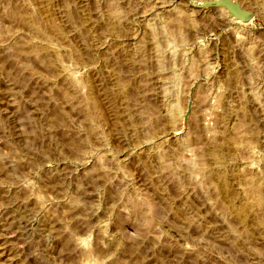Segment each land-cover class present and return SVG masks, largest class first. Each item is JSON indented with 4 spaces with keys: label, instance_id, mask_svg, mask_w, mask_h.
I'll use <instances>...</instances> for the list:
<instances>
[{
    "label": "rangeland",
    "instance_id": "1",
    "mask_svg": "<svg viewBox=\"0 0 264 264\" xmlns=\"http://www.w3.org/2000/svg\"><path fill=\"white\" fill-rule=\"evenodd\" d=\"M230 1L0 0V264H264V0Z\"/></svg>",
    "mask_w": 264,
    "mask_h": 264
},
{
    "label": "water",
    "instance_id": "2",
    "mask_svg": "<svg viewBox=\"0 0 264 264\" xmlns=\"http://www.w3.org/2000/svg\"><path fill=\"white\" fill-rule=\"evenodd\" d=\"M207 2L205 3L206 6L225 7L230 16H234L242 22H248L252 18V14L250 12L242 9L238 4H235L230 0H215V2Z\"/></svg>",
    "mask_w": 264,
    "mask_h": 264
},
{
    "label": "bare ground",
    "instance_id": "3",
    "mask_svg": "<svg viewBox=\"0 0 264 264\" xmlns=\"http://www.w3.org/2000/svg\"><path fill=\"white\" fill-rule=\"evenodd\" d=\"M233 3H235V2H233ZM236 4V3H235ZM223 7V6H222ZM225 8V7H224ZM233 17V19L234 18H236V17H234V16H232ZM237 20H240V19H238V18H236ZM236 21V20H235ZM252 21V18H251V20H249L248 22H242L241 20H240V22H242V23H250ZM252 23V22H251ZM214 154H215V152H214ZM217 154V153H216ZM220 159V157H219V155H214V157H213V160H215V161H218ZM220 176V175H219ZM227 185H226V183H223V185H222V190H223V192H227L226 191V187ZM228 193V192H227ZM228 195V194H227ZM226 197V196H225ZM247 209L248 208H244V206L242 207V209H240V210H235L236 211V215H237V218L239 219V220H241V221H243V220H245V217H246V211H247Z\"/></svg>",
    "mask_w": 264,
    "mask_h": 264
}]
</instances>
